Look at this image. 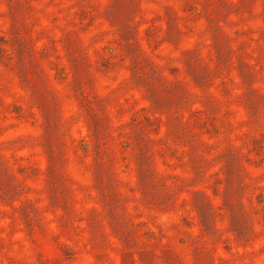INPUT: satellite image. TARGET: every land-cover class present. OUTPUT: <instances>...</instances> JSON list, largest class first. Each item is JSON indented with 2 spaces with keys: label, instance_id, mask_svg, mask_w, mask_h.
Listing matches in <instances>:
<instances>
[{
  "label": "rangeland",
  "instance_id": "rangeland-1",
  "mask_svg": "<svg viewBox=\"0 0 264 264\" xmlns=\"http://www.w3.org/2000/svg\"><path fill=\"white\" fill-rule=\"evenodd\" d=\"M34 263L264 264V0H0V264Z\"/></svg>",
  "mask_w": 264,
  "mask_h": 264
},
{
  "label": "trees",
  "instance_id": "trees-1",
  "mask_svg": "<svg viewBox=\"0 0 264 264\" xmlns=\"http://www.w3.org/2000/svg\"><path fill=\"white\" fill-rule=\"evenodd\" d=\"M151 120H153V119H152L149 115H147V116H145V118H143V121H144L146 127H147V125H148V122L151 123ZM194 127H195V125H194ZM127 147H128V148L130 147V143H127ZM36 262H37V261H36ZM34 264H37V263H34Z\"/></svg>",
  "mask_w": 264,
  "mask_h": 264
}]
</instances>
